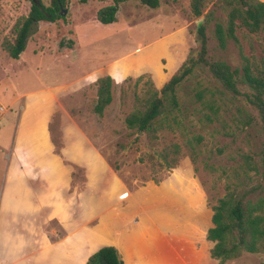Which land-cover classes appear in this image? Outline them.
Instances as JSON below:
<instances>
[{
    "label": "rangeland",
    "instance_id": "1",
    "mask_svg": "<svg viewBox=\"0 0 264 264\" xmlns=\"http://www.w3.org/2000/svg\"><path fill=\"white\" fill-rule=\"evenodd\" d=\"M110 3L63 0L64 13L33 25L15 60L1 42L11 38L14 22L26 15L30 1L0 0V185L11 144L25 145L18 115L31 122L45 104L41 94L34 92L44 89V84L52 91L60 86L53 92L55 108L47 118V131L54 152L69 172L67 223L82 222L84 240L89 239L91 228L100 230L98 241L80 249L69 264H80L95 244L106 241L118 245L125 264H217L209 254L212 242L206 238L210 207L223 195L225 183L244 189L256 181L242 155L254 148L257 131L237 120V108L244 107L241 97L224 92L214 79L197 73L176 87L178 123L169 120V128L163 123L153 135L127 128L123 119L139 105L136 97L143 95L145 85L159 89L195 46L193 30L203 16L190 13L189 0H159L155 8L139 0H124L118 3L116 20L101 24L95 13ZM210 8L208 3L203 13ZM223 18V10L216 7L214 19ZM213 22L206 24L211 58L231 68H239L243 57L259 61L264 54V31L251 34L239 28L237 44L228 40L220 48L211 35ZM154 38L160 42L147 57L140 81L134 83L139 75L117 80L119 73L112 68L117 81L111 79V100L101 115L93 113L96 85L87 73L105 75L111 65L120 67L117 61L127 59L122 53ZM195 87L215 93L216 117L194 99ZM65 144L71 152L77 145L74 162L70 152L62 153ZM122 192L125 196L118 198ZM104 225L108 233H103ZM55 237L51 234L49 239ZM13 255L11 247H0V262L13 264L8 261ZM223 264H264V252H244Z\"/></svg>",
    "mask_w": 264,
    "mask_h": 264
},
{
    "label": "trees",
    "instance_id": "2",
    "mask_svg": "<svg viewBox=\"0 0 264 264\" xmlns=\"http://www.w3.org/2000/svg\"><path fill=\"white\" fill-rule=\"evenodd\" d=\"M29 1L26 15L13 24L11 38L1 42L2 49L11 59H18L32 26L38 21H53L58 17L59 6L63 3V0H50L49 5H44L41 0ZM122 1L124 0H111L110 4L100 7L95 13V19L101 24L114 22L118 3ZM139 2L149 8L159 5V0ZM208 3H211V8L203 13ZM216 7L224 12L221 21L214 19ZM189 10L195 17L203 16L193 30L195 46L188 51L185 59L159 89L153 88L150 83L145 85L143 95L136 97L139 105L128 112L123 121L127 128L151 135L163 123L167 124V128L171 123H178L174 115L179 109L175 90L185 78L194 73L214 79L224 92L242 98L244 107L237 108V120L241 125L250 126L257 131L254 148L250 153H244L242 159L245 168L256 176V181L244 189L225 183L223 195L217 197L210 207L211 225L206 231L207 240L212 242L209 254L217 259V264H223L244 252H264V54L258 62H251L243 57L239 68H231L224 61L211 58L208 53L206 24L214 20L211 35L218 47L224 48L228 40L237 44L235 32L239 28L251 34L264 31V2L189 0ZM58 45L61 46L62 42ZM142 77L143 75L137 76L134 83ZM95 85L96 98L92 111L101 115L111 100V77L99 76L95 79ZM214 95L212 90L205 87H195L193 90L194 99L216 117L219 112L216 104L218 98ZM204 116L211 118L208 114ZM112 167L117 169L115 165ZM84 264H124V261L117 247L105 244L90 253Z\"/></svg>",
    "mask_w": 264,
    "mask_h": 264
},
{
    "label": "crops",
    "instance_id": "3",
    "mask_svg": "<svg viewBox=\"0 0 264 264\" xmlns=\"http://www.w3.org/2000/svg\"><path fill=\"white\" fill-rule=\"evenodd\" d=\"M260 1L264 2V0ZM157 39L154 38L148 44L122 53L120 56L127 54V59L117 61L120 67L111 65L104 74L117 81L125 75L143 73L146 71L143 67L147 65V57L160 42ZM112 68L119 73L117 80L111 72ZM86 76L91 81H95L100 75L87 73ZM57 88L61 87H56L55 93ZM54 91L44 84V89L34 92L35 95L41 94L42 103L45 104L43 107H38L37 113L29 123L20 118L21 114L18 115L17 125L20 124V135L26 137L25 145L14 146L12 143L9 152L5 155L7 163L2 171L0 185V234L5 235L0 238V247L4 250L12 248L14 255L8 261L13 264H69L80 249L94 244L100 236L98 233L100 230L97 231L94 227L90 230L94 234L91 233L89 239L84 240L80 233L84 228L83 223H77V220L73 223L74 218L71 222L73 224L70 223L69 226L67 223L69 172L63 165L61 157L54 152L47 131V118L55 108ZM19 119H22L21 122ZM69 152L71 153L69 159L74 162L79 153L77 145L71 152L65 144L62 153L69 154ZM7 210L8 215L4 214ZM51 221H55V226L47 225ZM108 231L104 225L103 233ZM6 233L10 234L13 240ZM51 234L56 237L49 239ZM104 244H114L118 248L115 242H101L95 244L86 257ZM118 250L120 251L119 248ZM120 253L123 259L124 256L121 251ZM86 257L80 264H84ZM2 263L4 264L0 262Z\"/></svg>",
    "mask_w": 264,
    "mask_h": 264
},
{
    "label": "water",
    "instance_id": "4",
    "mask_svg": "<svg viewBox=\"0 0 264 264\" xmlns=\"http://www.w3.org/2000/svg\"><path fill=\"white\" fill-rule=\"evenodd\" d=\"M57 13H58V15H62L64 13V10H63V8H61V6H59Z\"/></svg>",
    "mask_w": 264,
    "mask_h": 264
},
{
    "label": "built area",
    "instance_id": "5",
    "mask_svg": "<svg viewBox=\"0 0 264 264\" xmlns=\"http://www.w3.org/2000/svg\"><path fill=\"white\" fill-rule=\"evenodd\" d=\"M0 110H1V107H0ZM119 196H120L121 198H123V197L125 196V193L122 192V193L119 194Z\"/></svg>",
    "mask_w": 264,
    "mask_h": 264
}]
</instances>
